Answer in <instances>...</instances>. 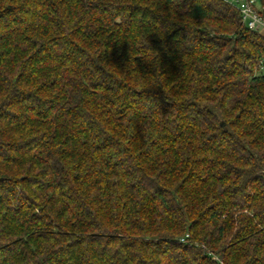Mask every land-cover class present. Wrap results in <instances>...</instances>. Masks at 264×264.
<instances>
[{"label":"trees","instance_id":"1","mask_svg":"<svg viewBox=\"0 0 264 264\" xmlns=\"http://www.w3.org/2000/svg\"><path fill=\"white\" fill-rule=\"evenodd\" d=\"M0 264H264V33L224 0H0Z\"/></svg>","mask_w":264,"mask_h":264},{"label":"built area","instance_id":"2","mask_svg":"<svg viewBox=\"0 0 264 264\" xmlns=\"http://www.w3.org/2000/svg\"><path fill=\"white\" fill-rule=\"evenodd\" d=\"M236 7L243 24L256 31H264V8L260 0H224Z\"/></svg>","mask_w":264,"mask_h":264},{"label":"rangeland","instance_id":"3","mask_svg":"<svg viewBox=\"0 0 264 264\" xmlns=\"http://www.w3.org/2000/svg\"><path fill=\"white\" fill-rule=\"evenodd\" d=\"M261 32H263V33H264V31H261Z\"/></svg>","mask_w":264,"mask_h":264},{"label":"water","instance_id":"4","mask_svg":"<svg viewBox=\"0 0 264 264\" xmlns=\"http://www.w3.org/2000/svg\"><path fill=\"white\" fill-rule=\"evenodd\" d=\"M222 125H224V123H222Z\"/></svg>","mask_w":264,"mask_h":264}]
</instances>
